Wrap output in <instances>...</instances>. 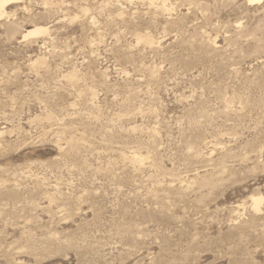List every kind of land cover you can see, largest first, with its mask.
<instances>
[{
    "label": "rangeland",
    "instance_id": "rangeland-1",
    "mask_svg": "<svg viewBox=\"0 0 264 264\" xmlns=\"http://www.w3.org/2000/svg\"><path fill=\"white\" fill-rule=\"evenodd\" d=\"M166 3L7 7L0 264H264V0Z\"/></svg>",
    "mask_w": 264,
    "mask_h": 264
},
{
    "label": "bare ground",
    "instance_id": "bare-ground-1",
    "mask_svg": "<svg viewBox=\"0 0 264 264\" xmlns=\"http://www.w3.org/2000/svg\"><path fill=\"white\" fill-rule=\"evenodd\" d=\"M16 0H0V19L5 17L8 13H7V7ZM151 2V4H154L156 0H149ZM249 3H257V2H261L262 0H246ZM163 3V9L167 10V7L169 5H167L166 0H162ZM6 18V17H5ZM49 32V29L43 26H35L32 29H29L27 31H25V33L23 34V40H27L30 38H36V37H40V36H46ZM148 39V38H147ZM147 42H149L147 40ZM36 63H44L43 59H39L36 61ZM76 77H78V75H76L75 73L70 75V79H75ZM137 161H140L137 157H136ZM254 202V207L255 209L259 210L260 206L262 204V199L258 198V199H253Z\"/></svg>",
    "mask_w": 264,
    "mask_h": 264
}]
</instances>
